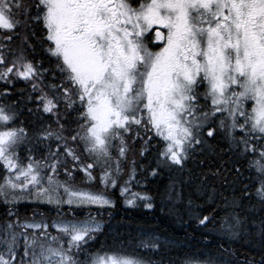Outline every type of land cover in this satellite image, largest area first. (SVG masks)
Wrapping results in <instances>:
<instances>
[{"label": "snow or ice", "instance_id": "1", "mask_svg": "<svg viewBox=\"0 0 264 264\" xmlns=\"http://www.w3.org/2000/svg\"><path fill=\"white\" fill-rule=\"evenodd\" d=\"M38 50L50 61L55 58L54 69L36 58ZM46 75L56 82H46ZM18 80L39 91L43 112L56 117L57 129L49 125L37 136L38 142L55 140L56 148L49 146L42 160L31 155L22 160L28 134L15 126L16 112L0 106L5 203L34 199L59 211L64 205L69 210L115 207L105 191L78 187L74 172L83 171L92 182L99 168L104 189L115 188L121 160L133 144L142 141L143 154L155 136L163 141L157 168L175 166L183 173L195 154H202L200 174L194 181L191 176L174 181L172 193L181 198L178 187L188 183L194 195L211 203L223 198L231 209L219 225L224 235L243 238L252 223L242 215L246 201L255 199L264 210V0H0V82L7 86ZM217 113L225 114L218 127L215 120L209 123ZM214 133L224 134L236 159H225L223 150L209 142L215 141ZM70 142L91 162L84 163ZM240 158L254 173L246 177L249 183L241 180ZM133 180L134 168L121 188V195L129 194L126 203L136 206L139 200L153 208L151 197L130 193L127 185ZM196 219L205 228L213 223L207 215ZM17 227L24 231L18 233ZM51 227L56 235L43 219L8 222L0 228V264H153L119 252L88 254L90 242L104 231L91 215L54 221ZM29 229L35 231L28 235ZM259 233L264 238V219ZM140 247L159 250V237H145Z\"/></svg>", "mask_w": 264, "mask_h": 264}, {"label": "trees", "instance_id": "2", "mask_svg": "<svg viewBox=\"0 0 264 264\" xmlns=\"http://www.w3.org/2000/svg\"><path fill=\"white\" fill-rule=\"evenodd\" d=\"M54 59L52 58L50 61L45 53V67L54 69ZM45 79L46 82H56L47 75ZM20 86H23L22 81H16L15 91L19 92V95H21ZM6 98L7 100H5ZM8 100L9 92L7 86L0 82V106L8 104ZM17 106L20 107L23 119H30L32 123L38 124L36 127L32 125L34 128L30 131L40 132L49 125L53 130L57 129L56 117L52 114L38 113L37 110L28 111V108L32 105L23 100L17 103ZM71 127H75V124H72ZM209 142L214 143L219 149L223 150L221 154L225 159H236L235 154L229 153L227 150L228 141L219 142L217 139L213 141L209 138ZM70 145L76 147L77 152L81 155V160H83L85 154L82 147L72 145L71 142ZM49 146L54 151L56 141L41 140L38 142L37 137H35L34 141L29 145L31 153H29L28 149H25L27 154H24L27 158L31 155L36 159L42 160L48 157ZM161 147V140L155 137L149 141L148 150L141 154L144 145L142 141L137 140L133 144L131 151L127 153V158L121 163V175L130 174L133 168L135 169V180L131 182L130 192L151 197L153 208L145 207L143 201L136 204V206H129L124 202L119 178L116 187L112 188V190L109 188L107 192L114 197L115 207L97 208L91 206L86 207L85 210L84 208L78 209V211L75 209L76 215L80 214L86 217L99 213L100 215L98 214V216L103 222L104 231L90 242L87 247V253L90 255L97 252L134 253L145 257L146 260H151L153 264H185L189 260L205 262L209 259L217 261L218 264H264V238L259 233V222L264 219V210L261 209L259 203L255 199L245 202V209L242 215H247L252 223L246 225L242 239H231L228 236H223V234H218L217 230L221 231L219 225L231 214V209L226 206L223 198L218 197L214 203H211L203 195H194V188L188 183L178 187V190H182L181 198H177L172 193L174 181L180 178L187 181L189 176L194 181L195 177L200 174L201 168L197 162L201 159L202 154L197 152L194 159L188 162L187 169L180 173L175 171V168H157L156 155ZM64 158L61 156V159ZM252 158L249 157V159ZM67 160L71 169V158L68 157ZM237 166L244 174L241 180L249 183L246 177L254 175V173L249 170L248 160L240 158ZM188 169H191V173H189ZM4 170L3 166L0 165V177L3 176ZM153 170L157 171V175H151ZM58 173L63 176V169L58 168ZM82 173L79 169L74 172L76 185L84 189H92V184L86 182L87 178L83 181L84 176H82ZM237 187H239V184ZM254 187L253 182L250 184V188L254 191ZM221 191L224 190L222 189ZM224 195L229 196L230 193L224 191ZM190 198L193 201L191 205L188 204ZM65 206L62 211L73 215L74 209L69 210ZM251 206H255L253 211L248 210ZM67 210L70 212H67ZM81 210H84V212ZM10 211L15 213V216L9 215ZM56 213L61 214L62 212L57 210L54 205L38 203L30 199H26L25 202L21 200L13 205L5 203L4 199L0 197V228L8 222L16 220V218H20L19 222H22L28 217L38 215L46 218L56 216ZM205 215L213 218V223L209 224L207 228L199 225L196 219L197 216L202 217ZM149 233L167 239L170 243L161 242L159 250H147L140 247V241ZM77 259L84 260L86 256L78 255Z\"/></svg>", "mask_w": 264, "mask_h": 264}, {"label": "rangeland", "instance_id": "3", "mask_svg": "<svg viewBox=\"0 0 264 264\" xmlns=\"http://www.w3.org/2000/svg\"><path fill=\"white\" fill-rule=\"evenodd\" d=\"M200 91L201 92H203L204 91V86H201V88H200ZM10 96V95H9ZM5 100H7V98L5 99ZM201 103H205V102H203V100L201 101ZM210 103V102H209ZM251 101H249L248 102V104L249 105H251ZM7 105L8 104H6V105H3L5 108H7ZM206 110V109H205ZM46 114V113H45ZM44 114V115H45ZM43 115V116H44ZM223 115H225V114H222V113H217L216 114V117H211L210 118V120H209V123H211V121L212 120H215L216 121V126L218 127V124H219V118H221ZM28 125H30L29 127L31 128V129H28V130H25L26 132H27V134H28V138H27V140L25 141V144L21 147V149H20V157H21V159L22 160H24V161H26V156H25V154H27V152H26V150L25 149H28L29 150V145L34 141V139H35V137H37L38 136V134L41 132H33V131H30V130H33V128L34 127H36L38 124H36L35 122L34 123H32V121L30 120V119H23V118H21V116H18L17 115V113H16V122H15V126H17V127H21V128H23V127H26V126H28ZM32 125H35L34 127H32ZM205 127L207 128L208 127V125H205ZM66 134V133H65ZM149 135H151V133L149 134ZM214 136H216V139L219 141V142H225V141H227V139L224 137V134L223 133H220L219 135H217L216 133H214ZM155 138V136H153V138L152 139H154ZM159 138V137H158ZM160 139V138H159ZM161 140V139H160ZM161 144H162V147L160 148V151L162 150V148H163V141L161 140ZM70 147H72L71 145H69ZM74 147V146H73ZM159 151V152H160ZM159 152H157V155H156V157H157V161H158V159H159ZM25 153V154H24ZM257 159L259 158L258 156L256 157ZM124 159H122L121 160V163H122V161H123ZM84 163H90L91 162V160H89V158L87 157V155L85 154V158L82 160ZM161 167H163V166H161ZM120 168H121V166H120ZM165 168H169V167H165ZM173 168H175V166H172L171 168H169V169H173ZM4 169V168H3ZM83 172V171H82ZM6 173H5V170H4V172H3V176L5 175ZM92 174H93V176L94 177H96V179L94 180V181H92V182H89L90 184H92V186H91V188L92 189H89L90 191H105L106 192V194L108 195V197L114 202V200H113V196H111L110 194H108L107 192H108V189H104V186L100 183V176H101V172H100V169L99 168H96V169H94L93 170V172H92ZM129 174H123V175H121L119 178H120V183H119V185H120V190H121V188L122 187H124V182L126 181V180H128L129 179V176H128ZM2 176V177H3ZM62 175L61 174H59V178H61L60 180H64L65 179V176L63 175L62 177H61ZM82 176H84V178H83V181L87 178L86 177V175H85V173L83 172L82 173ZM2 182V181H1ZM118 182H119V179H118V181H117V184H118ZM81 183V182H80ZM127 187L130 189L131 188V183L130 184H128L127 185ZM81 188V187H80ZM111 190H112V188H110ZM130 193H133V192H130ZM129 194H125V195H123L124 196V202H126V196H128ZM140 195H143V194H140ZM30 200H34V199H30ZM23 202H25L26 201V199H24V200H22ZM139 202L141 203V201H137V203L136 204H139ZM65 207H67L68 208V206L66 205ZM91 207V206H90ZM96 207V206H95ZM69 209V208H68ZM74 209V211L72 212V214L73 215H69V213H67L66 214V211H61L62 213L61 214H57L56 213V216H53V217H46V218H42V217H39L38 215L37 216H32V217H28L27 219H25L24 221H22V222H20V224H23V223H25V222H28V223H34V222H40L42 219L46 222V223H48V225H49V228H48V232L49 233H51L52 235H56L57 234V230L55 229V228H53V227H51V225H52V223L54 222V221H56V222H59V221H61V220H65V221H67V220H73V219H76V220H84V219H86V218H88V217H86V216H84V215H80V214H78V215H76L77 214V212H76V210L78 211V209H76V208H73ZM72 209V210H73ZM76 209V210H75ZM79 209H83V208H79ZM86 209V207H84V210ZM63 210H64V207H63ZM84 210H81L82 212H84ZM67 212H70L69 210H67ZM80 212V211H79ZM98 213V212H97ZM99 214V213H98ZM98 214H95L94 216H92V217H95L97 220H99L102 224H103V222L100 220V218H99V216H98ZM100 215V214H99ZM16 219H20V218H16ZM16 231L19 233V232H22V231H24L22 228H19V227H17L16 228ZM35 230L34 229H29L28 230V235H31L33 232H34ZM218 232V234H223V236H226V235H224V233L222 232V231H219V230H217ZM149 235H152V236H156V237H159V242L161 243V242H164V243H168L169 242V240H167V239H164V238H161L160 236H158V235H155V234H153V233H149ZM149 235H145L144 237H143V239L145 238V237H147V236H149ZM23 241L21 240V243H22ZM170 243V242H169ZM105 252H97V253H94L93 255H95V254H104ZM107 253H112V252H107ZM119 253H124V252H119ZM125 254V253H124ZM149 254V253H148ZM128 255H134V256H137V257H142V258H144L145 260H146V258L145 257H143V256H140V255H136V254H134V253H132V254H128ZM185 264H203V262L202 261H199V260H189L187 263H185Z\"/></svg>", "mask_w": 264, "mask_h": 264}, {"label": "flooded vegetation", "instance_id": "4", "mask_svg": "<svg viewBox=\"0 0 264 264\" xmlns=\"http://www.w3.org/2000/svg\"><path fill=\"white\" fill-rule=\"evenodd\" d=\"M39 35H40V30L37 29V36H39ZM149 35H151V33ZM13 46H15V41L13 42ZM36 58L43 60L44 61V67H45V53L38 50ZM18 81H20V80H18ZM21 81L23 84V86H20L21 87V89H20L21 95L18 94L19 92L15 91L16 90L15 83L13 85H7V89H8L9 95H10L9 100H8L9 102L7 105V109L14 110L18 116H21L20 107L17 106V103H19V102H21V100H23L24 102H26V103L28 102V103H30V105H32L28 108V111L37 110L38 113L43 114L44 112H43L42 106L40 104V101L37 99V97L40 95L39 91H32L31 86L28 82H25L23 80H21ZM29 126L30 125L23 127V128L25 130L31 129Z\"/></svg>", "mask_w": 264, "mask_h": 264}, {"label": "bare ground", "instance_id": "5", "mask_svg": "<svg viewBox=\"0 0 264 264\" xmlns=\"http://www.w3.org/2000/svg\"><path fill=\"white\" fill-rule=\"evenodd\" d=\"M242 159V158H241Z\"/></svg>", "mask_w": 264, "mask_h": 264}]
</instances>
